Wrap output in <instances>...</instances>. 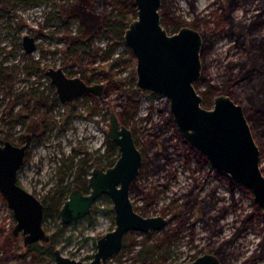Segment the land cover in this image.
I'll list each match as a JSON object with an SVG mask.
<instances>
[{
    "label": "rangeland",
    "instance_id": "rangeland-1",
    "mask_svg": "<svg viewBox=\"0 0 264 264\" xmlns=\"http://www.w3.org/2000/svg\"><path fill=\"white\" fill-rule=\"evenodd\" d=\"M94 1L100 9L105 6V9H110V4L104 3V0ZM190 1L165 0L162 8L169 15L191 22L196 15L208 18L215 0H195V10ZM250 1H239L235 17L240 18L244 14L249 17L255 12L257 1ZM54 2L19 0L15 3L16 16L0 18V66L18 69L9 78L12 86L1 82L4 75H0V143L6 140L7 131L16 142L23 144L26 141L28 119L23 115L18 117V114L27 111L28 99L31 97L28 89L43 90L45 96L54 99L57 92L45 73L48 67L61 66L71 77H80L86 82L90 80L88 83L105 84L101 97L94 95L87 101L79 97L82 103H78L75 108L79 116L70 111L74 102L64 106L59 100L52 114L57 124L47 132L43 141L36 143L34 139L31 140L28 159L19 172V182L40 200H48L52 204L56 200L63 202L68 198L70 193L67 186L73 182L75 171L81 164L92 171L94 168L106 169L118 159L119 147L113 148L108 144L110 113L115 112L123 121L122 113L132 103L127 99L124 88L106 91V84L111 81V72L125 77L131 68H136V58L127 45H121L114 53H109L105 34H99L85 52L75 49L65 53L62 50V30L54 21L49 24L46 22ZM165 26L173 32V24L166 23ZM195 27L200 31L204 29L199 21ZM25 34L37 39V49L32 53L24 49ZM243 53L234 38L222 33L214 38L205 63L211 73L219 74L224 71L229 60H237ZM120 56L121 65L114 66V59ZM34 62L45 67V70L29 72L28 68H32ZM123 64H127L126 69ZM204 87L205 83H201L198 91L201 92ZM242 90L243 84L231 89L234 99L242 100ZM205 106L212 108L213 101ZM135 109L134 116L128 119V127L133 131L145 159L130 192L135 208L145 216L163 215L169 218L175 205L180 202L178 200L172 205L173 200L188 192L198 204L186 220L181 218L184 223L181 222L179 231L180 218L171 220L165 228L150 235L129 232L128 246L123 247L106 264H136L141 246L129 244L142 240L156 244L165 236L170 238L163 242L160 252L166 251L170 255L169 261L187 262L205 253L216 254L231 236L236 222H242L248 215V229L232 245L221 248L223 251L219 255L225 264H264V257H256L258 253L264 255V247L260 246L264 238V232L260 230L264 228V214L252 194L238 184L232 188L226 177L219 176L209 163L199 160L201 153L179 132L170 102L165 96L157 94L150 97L144 94ZM250 125L253 126L258 144H264V119L261 122L251 119ZM261 165L264 166V158ZM72 186L77 187L76 184ZM223 211L225 216L214 223L212 217ZM114 215L111 198L100 196L90 215L67 224L65 232L57 241V248L71 258L90 261L97 250L98 239L115 228ZM15 225L12 210L6 200L0 197V264H57L55 259L28 254L23 235L13 234ZM43 225L49 235L58 231L62 225L60 212L55 211L46 216Z\"/></svg>",
    "mask_w": 264,
    "mask_h": 264
},
{
    "label": "water",
    "instance_id": "water-1",
    "mask_svg": "<svg viewBox=\"0 0 264 264\" xmlns=\"http://www.w3.org/2000/svg\"><path fill=\"white\" fill-rule=\"evenodd\" d=\"M135 5L137 16L125 29L124 40L136 58V86L165 96L184 139L205 156L214 169L247 188L264 214L261 150L243 105L228 94L220 93L214 97L212 108H207L195 86L203 73L202 33L190 26L168 33L161 21L162 0H135ZM23 46L27 53L34 52L36 37L25 34ZM45 73L62 104L73 103L87 94L98 97L104 94V83H88L80 77H71L61 66H50ZM108 137L119 147L118 159L106 169L94 168L89 175V192L74 188L64 201L60 215L63 224L86 217L91 214L96 200L107 195L113 202L115 228L98 239L97 250L90 261L71 258L56 248L57 264H105L122 250L129 232L159 231L168 223L162 215L144 216L134 207L131 186L140 174L144 157L133 131L115 112L110 113ZM25 138L21 145L11 140L0 143V194L16 219L13 234L21 233L24 245L29 246L49 242L50 235L43 225L45 204L19 182L32 134H26ZM173 264L223 263L215 254L207 253L194 261Z\"/></svg>",
    "mask_w": 264,
    "mask_h": 264
},
{
    "label": "trees",
    "instance_id": "trees-1",
    "mask_svg": "<svg viewBox=\"0 0 264 264\" xmlns=\"http://www.w3.org/2000/svg\"><path fill=\"white\" fill-rule=\"evenodd\" d=\"M19 0H0V18H11L17 15V8L15 3ZM36 3H42L50 0H34ZM165 0H163L164 3ZM240 0H219V4L215 9H212L206 17L195 16L192 22H187L176 17L175 15H169L168 12L162 8L161 14L164 16L163 22L173 24V30L176 31L183 24L196 25L197 22H201L204 29L201 31L204 38V44L201 50V56L204 63V69L200 83H205L204 89L200 92L204 98L205 104H211L214 97L219 93H226L234 99V95L231 93V89L239 84H243V90L241 93V101L234 99L237 103H243L245 114L250 121L255 119L261 122L264 119V0H251L257 1L256 10L249 17L244 14L242 17L237 18L232 15L236 10ZM104 3L110 4V9L107 10L103 7L100 9L94 0H55L53 9L49 12L46 22L49 24L52 21L62 30L61 41L64 43L63 51L65 53H71L75 49H80L82 52L90 49L93 41L99 34H105L109 42V53L112 54L119 46H126L124 40L125 29L128 24L136 17L137 9L135 0H104ZM192 6L194 0H191ZM163 7V6H162ZM222 11H219L220 8ZM213 17V18H212ZM74 24H77L74 27ZM218 33H228L235 39V44L243 49L244 53L237 60H229L223 72L219 74H213L209 71L207 64L205 63L206 55L213 46V37ZM128 47V46H127ZM134 56L132 55V58ZM122 63V57L114 59V66H119ZM124 65V64H123ZM125 66V65H124ZM27 68V67H26ZM45 68V67H44ZM36 62L33 63L32 68H28L29 72L36 70H45ZM127 68V64L125 69ZM18 69L10 70L7 67L0 66L1 82L8 86H12L9 78L13 77ZM110 82L106 84V91H110L116 88H124L125 95L132 106L125 107V111L122 113V119L125 124H129L128 119L134 116L136 106H138L141 97L144 94L148 96H156L157 94L141 90L136 87V71L135 68H131L125 77L117 74V72H111ZM90 82V80H87ZM244 82V83H243ZM54 88V86H52ZM31 97L28 99L29 104L27 111H20L18 117L23 115L28 119L27 130L32 134V139L36 143L43 141L47 132L57 124L52 116L54 106L59 104V98L55 93L54 99L50 100L44 95L43 90H30ZM93 94H87L84 96V100L87 101L89 97H93ZM236 98V97H235ZM80 102L79 98H76L73 107L70 109L72 114L79 116V112L76 111V106ZM245 103V104H244ZM246 105V106H245ZM64 106H68L65 103ZM252 126V125H251ZM254 133V129L252 126ZM6 140H11L13 143L21 145L14 140V137L7 131L5 134ZM110 147L117 148L115 141L108 139ZM261 149V157L264 156V144H259ZM28 153L26 161L28 159ZM199 160L205 164L208 163L207 159L199 154ZM264 170V167H262ZM91 170L85 168L83 164L75 171L73 182L68 184L67 191L70 193L74 188L72 184H76L84 192H89L88 181ZM219 176L226 177L230 184L235 187L236 183L227 175L220 171H217ZM133 186V185H132ZM241 186V185H240ZM243 187V186H241ZM248 190L247 188L243 187ZM191 192L184 193L177 197L176 200H180L174 213L173 218L176 216H182L185 220L188 218L189 213L196 207L197 202L190 196ZM2 199L3 196L0 194ZM46 206L45 217L52 215L55 211H59L64 201L56 200L53 204L50 201L42 200ZM114 210V209H113ZM224 211L218 216L223 217ZM250 217V215H249ZM218 219V218H217ZM217 219L215 222H217ZM183 222V221H182ZM184 223V222H183ZM250 225V224H249ZM246 225L245 227H248ZM67 224L60 226L58 231L50 234V241L46 243L35 242L26 246L27 253L36 257L46 256L50 259L54 258V250L57 248V241L60 235L65 232ZM244 229V228H243ZM241 230V229H240ZM264 232V228L260 229ZM154 231L149 232L152 234ZM168 236L159 243L149 244L146 240L133 241L129 245H140L138 250L137 259L148 264H172L169 261L170 255L164 251H161V246ZM129 238L126 235L125 245L128 246ZM228 245V241H225L222 246L225 248ZM261 247H264V239L260 243ZM218 250V251H219ZM93 257V256H92ZM256 257L262 258L263 254H256Z\"/></svg>",
    "mask_w": 264,
    "mask_h": 264
},
{
    "label": "flooded vegetation",
    "instance_id": "flooded-vegetation-1",
    "mask_svg": "<svg viewBox=\"0 0 264 264\" xmlns=\"http://www.w3.org/2000/svg\"><path fill=\"white\" fill-rule=\"evenodd\" d=\"M162 2H163V0H162ZM191 2V1H190ZM218 4H219V0L218 1H214L213 3H212V6H211V8H210V11L212 10V9H215L217 6H218ZM191 5H192V3H191ZM193 9L195 10L196 8H195V0H194V3H193ZM137 9V8H136ZM162 9V8H161ZM222 7L219 9V11H222ZM234 12L235 11H233V13H232V15H234ZM235 16V15H234ZM213 18V17H212ZM163 19H164V16L161 14V21H162V24L164 25V27L166 28V26H165V24L167 23V22H163ZM182 20H184V19H182ZM185 21H187V20H185ZM193 21V20H192ZM191 21V22H192ZM188 22V21H187ZM190 23V22H189ZM185 26H190V27H193V28H195L196 29V27H195V25L193 26V25H191V24H183V25H181L180 27H179V29L178 30H176V31H174V30H172L173 32H170L169 31V29L168 28H166V30L168 31V33H170V34H173V33H175V32H177V31H179L182 27H185ZM197 30H199V29H197ZM200 31V30H199ZM201 32V31H200ZM202 33V32H201ZM220 34H222V33H218V34H216L214 37H213V39H212V41H213V44H214V38L215 37H217V35H220ZM228 34V33H227ZM229 35V34H228ZM230 36V35H229ZM232 37V36H231ZM233 38V37H232ZM204 39V38H203ZM235 40V39H234ZM204 44V43H203ZM239 47V46H238ZM240 48V47H239ZM202 57V56H201ZM200 80V79H199ZM197 81V82H200V81ZM197 82L195 83V86H196V88L198 89V86L201 84H198L197 85ZM200 92V91H199ZM94 95V94H93ZM230 96V95H229ZM82 97H84V96H82ZM231 97V96H230ZM79 98V97H78ZM232 98V97H231ZM214 100V99H213ZM68 104H72V103H68ZM205 104V103H204ZM250 122V121H249ZM134 134V133H133ZM254 134V133H253ZM255 136V135H254ZM135 137V136H134ZM136 140V139H135ZM136 143H137V141H136ZM258 143V142H257ZM259 145V144H258ZM260 147V146H259ZM261 150V149H260ZM144 157V156H143ZM264 158V156H262L261 157V160ZM144 161H145V159H144ZM144 164V163H143ZM262 167H264V166H262L261 165V169H262V171H263V173H264V170H263V168ZM108 168V167H107ZM216 172H217V170H216ZM134 183V182H133ZM133 185V184H132ZM133 186H131V188H132ZM80 188V187H79ZM244 189V188H243ZM83 191V190H82ZM249 191V190H248ZM84 192V191H83ZM250 192V191H249ZM85 193H87V192H85ZM176 202H178V200H176V198L173 200V202H172V205H174V204H176ZM179 203V202H178ZM178 203L175 205V208L173 209V211H172V214H171V216L168 218V217H166V216H164L167 220H168V223L171 221V220H175V219H179L180 218V226H179V228H178V231L181 229V226H182V224H181V222H182V220H181V218H182V216H176V217H172L173 216V213H174V211H175V209H176V207H177V205H178ZM135 207V206H134ZM136 209V208H135ZM137 210V209H136ZM93 211V210H92ZM138 211V210H137ZM139 212V211H138ZM140 213V212H139ZM143 215V214H142ZM145 216V215H144ZM163 216V215H162ZM225 216V215H224ZM223 216V217H224ZM212 218H214V223H217L218 221H219V219H221L222 217L220 216H214V217H212ZM218 218V219H217ZM250 217H249V215L248 216H246L245 218H243V220H242V222H236V224H235V227H233V232H232V234H231V236H229V238H228V245H227V247L228 246H230V245H232L234 242H235V240L237 239V238H239L247 229H248V227H245L246 225H249L248 224V219H249ZM216 219H217V222H215L216 221ZM167 223V224H168ZM234 224V223H233ZM167 226V225H166ZM244 228V229H243ZM241 229V230H240ZM151 232V231H150ZM153 232V231H152ZM155 232V231H154ZM149 233V232H148ZM126 237V236H125ZM264 239V238H263ZM125 246H127V245H125V239H124V245H123V247H125ZM261 246V245H260ZM123 249V248H122ZM223 249V248H222ZM222 249H220L219 251H216V254L215 253H212V254H215L219 259H220V261L223 263V264H225L224 263V261H223V259H222V257L219 255L220 254V252L221 251H223ZM226 249V248H225ZM205 254H207V253H205ZM117 255V254H116ZM202 255H204V254H202ZM115 256V255H114ZM199 256H201V255H199ZM199 256H197V257H199ZM197 257H195V259L197 258ZM111 259V258H110ZM109 259V260H110ZM194 259V260H195ZM108 260V261H109ZM194 260H191V261H194ZM107 261V262H108ZM139 261H141V260H138V262ZM106 262V263H107ZM143 262V261H142ZM171 262H173L174 263V261H171ZM175 262H177V261H175ZM187 262H190V261H187ZM105 263V264H106ZM137 263V262H136ZM144 264H148L147 262H143ZM172 263V264H173Z\"/></svg>",
    "mask_w": 264,
    "mask_h": 264
}]
</instances>
